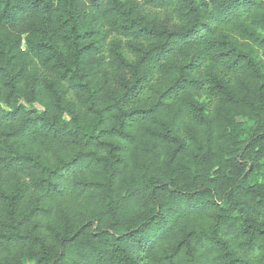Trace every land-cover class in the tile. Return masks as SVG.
<instances>
[{
    "label": "trees",
    "instance_id": "1",
    "mask_svg": "<svg viewBox=\"0 0 264 264\" xmlns=\"http://www.w3.org/2000/svg\"><path fill=\"white\" fill-rule=\"evenodd\" d=\"M28 263L264 264V0H0V264Z\"/></svg>",
    "mask_w": 264,
    "mask_h": 264
},
{
    "label": "rangeland",
    "instance_id": "2",
    "mask_svg": "<svg viewBox=\"0 0 264 264\" xmlns=\"http://www.w3.org/2000/svg\"><path fill=\"white\" fill-rule=\"evenodd\" d=\"M148 12L150 13H153L154 11L152 9H147ZM115 37L111 36L110 38H108V42L111 41V40H114ZM26 107L30 108V106L26 105ZM31 108H37V109H40L37 105H33L31 106ZM28 264H31V263H28Z\"/></svg>",
    "mask_w": 264,
    "mask_h": 264
}]
</instances>
